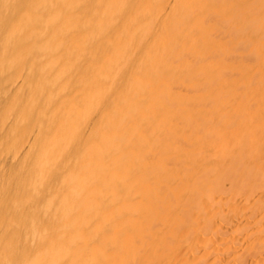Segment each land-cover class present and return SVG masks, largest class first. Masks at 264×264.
I'll use <instances>...</instances> for the list:
<instances>
[{"label":"bare ground","instance_id":"obj_1","mask_svg":"<svg viewBox=\"0 0 264 264\" xmlns=\"http://www.w3.org/2000/svg\"><path fill=\"white\" fill-rule=\"evenodd\" d=\"M0 264H264V0H0Z\"/></svg>","mask_w":264,"mask_h":264}]
</instances>
